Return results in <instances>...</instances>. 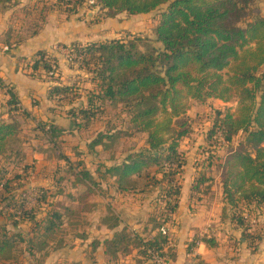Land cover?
<instances>
[{
  "label": "trees",
  "instance_id": "obj_1",
  "mask_svg": "<svg viewBox=\"0 0 264 264\" xmlns=\"http://www.w3.org/2000/svg\"><path fill=\"white\" fill-rule=\"evenodd\" d=\"M20 2L0 0V5L18 6ZM92 2L105 10L108 18L121 13L136 16L161 8L162 11L153 29L154 37L73 43L81 56L80 66L97 87L87 94L62 83L59 69H52L45 60V50L32 57L33 72L44 71L52 82L48 98L70 107L76 129L87 131L95 124L101 125L87 144L88 152L99 156L95 169L91 170L84 158L74 163L63 153L58 155L66 162L72 176L71 188L76 191L65 194L64 178H58L54 194L63 195L68 201L50 203L53 192L49 187L38 186L34 189L35 207L27 209L31 203L22 197L21 190L26 186L22 172L28 165L17 115L30 114L19 105L13 90H7V119L0 118V218L8 210L14 227L21 220L33 224L29 237L21 232L10 234L5 225L0 226V262L10 259L23 242L28 244L30 255L40 253L45 259L66 247L70 237L86 236L91 226L88 216L96 206L93 197L106 191L104 183L126 194L144 190L140 181H145L147 187L157 189L162 202L149 219L150 229L139 231L124 226L103 241L107 260L117 261L134 250L144 260H151L154 251L162 252L169 237L168 224L173 222L179 204L178 178L186 165L180 141L191 131L188 111L192 102L205 103L209 99L234 101L237 106L234 112L216 111L204 140L213 147L222 143L228 151L223 157L209 154L191 189L206 193L213 174H219L225 201L222 217L235 223L247 244L256 247L262 239L261 225L255 227L250 215H258L264 207V17L259 14L247 20L256 12L254 0ZM84 3L85 0H35L22 5L24 19L6 35L7 46L14 47L37 34L52 11L62 9L68 18L77 14ZM77 102L82 105L76 107ZM37 126L43 133L51 134L49 142L53 145L54 138L64 133L41 120H37ZM240 134H244L242 139L233 144ZM136 136L146 139L143 148L117 151L116 144L122 138ZM98 146L102 147L101 152L97 151ZM108 151L111 156L101 159ZM42 204L52 206L41 219H36L35 208ZM104 223L115 228L120 219L115 214L106 215ZM202 240L210 247L218 245L214 237L204 236ZM100 244L98 240L92 243L95 249ZM168 253L173 259V248Z\"/></svg>",
  "mask_w": 264,
  "mask_h": 264
},
{
  "label": "rangeland",
  "instance_id": "obj_2",
  "mask_svg": "<svg viewBox=\"0 0 264 264\" xmlns=\"http://www.w3.org/2000/svg\"><path fill=\"white\" fill-rule=\"evenodd\" d=\"M34 1L35 0H23L18 6L11 4L7 6L0 5V30L5 29L9 24L16 25L24 19V13L21 12L20 8L22 5L32 4ZM92 1L94 0H85V3L79 7L78 13L69 18L66 17L67 15L63 13L62 9L52 11L53 13L50 18L55 22H62L70 19L89 28L85 40L82 42H76L81 43L82 45H87L94 41L100 42L114 38L129 39L132 36L154 37L153 29L158 23L159 13L162 11V8L148 14L129 16L125 13H121L115 18H108L106 17V11L98 6H94ZM252 4L256 12L254 11V13L250 14L247 17V20L258 16L259 14L264 17V0H254ZM1 39L4 41L6 35H3ZM14 39H17V37L15 36ZM70 46H73V44H70ZM67 65L69 66H67L69 74L65 76L62 83L73 86V89L76 92L79 91L83 94H87L88 91L91 92L97 89V87L88 80L89 74H87L79 64L76 66L67 63ZM74 105L79 107L82 103L77 102ZM60 106H63L62 110L65 113L68 111L65 108L67 106ZM236 106L237 102H224L220 99H209L205 103L192 102V107L188 111L187 116L191 125V131L187 137L180 141L181 150L184 152L188 161V165L184 167L178 178L181 188L189 185L190 179L195 176L194 166L198 164L196 167L197 169L200 168L199 166L207 159L209 154L216 153L220 157H223L227 153L228 148L226 145L221 143L213 147L210 146L204 138L213 125L216 111L221 110L226 112L230 110L231 112H234ZM8 109L9 106L0 101V113L2 112L6 115ZM17 118L21 125L23 149L26 152L25 163L28 165L27 170L22 172L24 178L22 182L26 186L25 189L23 188L21 190L24 191L22 197L25 198V200L27 199L26 201L32 203L27 205V209L35 207L34 203L36 200L31 193L33 189H36L38 186L49 187L53 192V194L50 193L48 199L50 203H55L59 200L63 201V199H66L63 195L59 196L54 194L56 191V188H54L55 180L58 178H64L63 186L66 189L65 194L72 193V191L76 190L71 188L70 181H72V176L66 166V162L60 160L58 155L63 153L74 163L84 158L88 167L91 170L95 169V161L99 159V156L87 154L89 152H87L86 145L101 125L95 124L97 126L94 125L87 131L75 129L73 132H65L59 137L54 138L56 145H53L49 142L51 134L43 133V131L38 128V118H22L19 116H17ZM243 136L244 134L238 135L233 141V144L236 145ZM145 140L146 139L141 136L128 139L122 138L120 142L116 144V148H118V152H128L133 148L140 149L145 146ZM111 153L112 152L109 151L103 153L100 158L107 159L111 156ZM118 159L120 160L122 157H119ZM213 175L216 177L215 180L217 181V173H214ZM215 180L213 186L216 184ZM140 185V187H144V190L128 193L127 196L129 198L126 201H123L120 199L121 196L118 193H115L113 188L108 187V185L104 183L103 187L106 191L104 190L102 193L93 197L97 206L88 216L91 224L90 229H95L96 223L104 222L106 215L111 214H115L118 217L120 216L121 218L119 219L124 221L123 223H126L131 229H134L136 224H128V221L129 219L139 221V219L137 220L133 218H136L138 215L137 213L141 211L144 203H147L150 208V214L146 216L145 221L148 220L150 215L152 216L157 213V209L162 205V202L158 197L159 193L157 189L154 186L147 187L145 181H140ZM82 188L83 187H81L80 190H82ZM66 200L68 201V199ZM125 202H130L128 207L123 206ZM51 206L52 204H50V206L42 204L35 208V211H37L36 219H41ZM263 210H260L258 215H250L255 227L256 225L264 226ZM162 211H164V209H162ZM13 221V218L8 216V210H6L4 211L3 217L0 218V226L5 225L10 234L21 232L25 237H29L32 230V221L21 220L17 227L12 225ZM145 221L140 220L139 223H144ZM100 235L101 237L105 236V234ZM27 249L28 244L26 242L21 243V245H19L11 254L12 257L1 261L0 264H152L150 260H144L139 256V258H137L133 255L122 256L117 261L108 263L105 260V256L97 254V249L94 250L91 245L87 246L85 240L81 241L76 237H70L66 247L55 251L45 259L40 253H35L34 256L30 255Z\"/></svg>",
  "mask_w": 264,
  "mask_h": 264
},
{
  "label": "crops",
  "instance_id": "obj_3",
  "mask_svg": "<svg viewBox=\"0 0 264 264\" xmlns=\"http://www.w3.org/2000/svg\"><path fill=\"white\" fill-rule=\"evenodd\" d=\"M52 13L48 15L46 23L37 34L28 36L21 44L11 48L7 46L6 39L2 41L1 38L10 33L13 25L9 24L8 27L0 30V101L7 105L6 101L9 99L7 90L11 88L17 96L19 105L30 114L26 118H38L45 123L63 129L64 133L73 132L76 128L71 113L69 111L65 113L62 110L63 106L61 107L48 98V91L52 82L47 79L44 71L33 72L32 57L40 50L49 53L57 45H70L84 41L89 28L70 19L55 22L50 18ZM15 33L13 31V35ZM59 64V77L62 81L69 74L68 65L62 58H59ZM65 108L69 110L70 107ZM17 116L25 117L22 114ZM0 118L7 119V114L1 112ZM86 148L88 152L87 145ZM96 149L101 152L102 147L98 146ZM187 165L186 158L185 166ZM196 165L194 166L195 176L190 179L187 187L181 188L179 204L173 215V222L168 224L169 236L173 240V252L175 253L170 264H264V226H260L262 231L260 242L256 247L249 246L241 236V229L237 228L230 219L222 217L225 201L222 179L219 174H217V181L213 175L214 179L210 182L206 193H194L192 191V183L200 169H197ZM214 180L215 186H213ZM114 191L121 196L120 199L123 201L129 198L128 193H121L115 189ZM129 203L125 202L123 206L128 207ZM137 214L136 218L133 219H139V221L129 219L128 224H136L134 229L139 231L145 227L150 229L149 219L151 215L145 221L146 216L150 214L148 204L144 203L141 211ZM119 218L121 217L119 216ZM140 220L145 222L139 223ZM123 222L120 220L119 226L115 228H110L104 222L96 223L95 229L89 228L86 236H78L77 239L85 240L87 246L91 245L94 250L97 249L98 255L105 256L103 241L106 238H111L116 231H120L124 226L129 227ZM100 234H105V236L101 237ZM204 236L214 237L218 245L216 247L208 246L202 240ZM96 240L100 241L101 244L95 249L92 243ZM193 242L196 244L193 245ZM131 255L140 257H138L136 250ZM105 260L112 263L107 260L106 256Z\"/></svg>",
  "mask_w": 264,
  "mask_h": 264
},
{
  "label": "built area",
  "instance_id": "obj_4",
  "mask_svg": "<svg viewBox=\"0 0 264 264\" xmlns=\"http://www.w3.org/2000/svg\"><path fill=\"white\" fill-rule=\"evenodd\" d=\"M59 58H62V59H64L65 62L70 63V64H74L76 66L78 64L79 65L81 64V56L79 55L78 50L75 49L74 46L57 45L53 48L52 51L47 53V55L45 56V60L48 61L51 68L56 69V70L60 69ZM31 194H33V197L36 200V192L34 189H33ZM173 247H174L173 240L169 236L167 243H166V246L162 252L161 251H154L152 253L150 251L152 253V257L150 260L152 262V264H170L172 258L168 253V249L173 248ZM192 259H194V256H192ZM191 264H193V263H191Z\"/></svg>",
  "mask_w": 264,
  "mask_h": 264
}]
</instances>
